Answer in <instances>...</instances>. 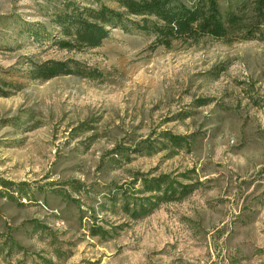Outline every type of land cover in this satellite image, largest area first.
<instances>
[{
	"label": "rangeland",
	"instance_id": "374dc122",
	"mask_svg": "<svg viewBox=\"0 0 264 264\" xmlns=\"http://www.w3.org/2000/svg\"><path fill=\"white\" fill-rule=\"evenodd\" d=\"M65 3L118 8L0 0V264H264V27L169 48L115 28L60 49ZM48 61L77 73L35 79ZM162 175L197 187L132 218L152 195L140 178Z\"/></svg>",
	"mask_w": 264,
	"mask_h": 264
},
{
	"label": "trees",
	"instance_id": "16d2710c",
	"mask_svg": "<svg viewBox=\"0 0 264 264\" xmlns=\"http://www.w3.org/2000/svg\"><path fill=\"white\" fill-rule=\"evenodd\" d=\"M117 5L111 9L103 4L97 7H75L65 3L56 13L54 23L61 25L63 39L55 40L54 46L69 49L74 41L85 48H97L109 36V29L135 28L154 36L155 42L169 48L173 41L198 43L203 38H212L226 44L257 40L264 27V0H110ZM125 17L132 18L127 20ZM77 72L67 63L48 61L33 70L35 79L50 80L57 76ZM92 76V74H91ZM90 74L86 77H91ZM166 143L173 148L189 147L186 137L165 132ZM145 149L150 144L143 142ZM142 146V147H143ZM143 197L135 205L132 218L147 215L159 204L181 201L197 187L170 180L167 175L140 178ZM113 202V200H112ZM122 209L129 212V204L122 200ZM91 236L105 237L101 227L93 225Z\"/></svg>",
	"mask_w": 264,
	"mask_h": 264
}]
</instances>
